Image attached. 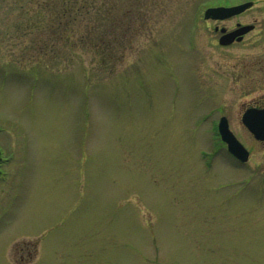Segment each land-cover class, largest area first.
<instances>
[{"label": "rangeland", "instance_id": "1", "mask_svg": "<svg viewBox=\"0 0 264 264\" xmlns=\"http://www.w3.org/2000/svg\"><path fill=\"white\" fill-rule=\"evenodd\" d=\"M71 1L0 0V264H264V0Z\"/></svg>", "mask_w": 264, "mask_h": 264}, {"label": "water", "instance_id": "2", "mask_svg": "<svg viewBox=\"0 0 264 264\" xmlns=\"http://www.w3.org/2000/svg\"><path fill=\"white\" fill-rule=\"evenodd\" d=\"M251 6V3H245L240 6H234L229 8H209L205 11V18L220 19L230 17L232 15L242 12L244 9ZM251 27H243L229 35H226L221 39V44H228L236 35L248 31ZM227 40V41H225ZM239 40V39H238ZM242 122L249 130V132L254 136L256 140L264 141V109L255 110L248 109L242 116ZM218 132L223 142L226 143L228 152L231 153L238 160L245 162L248 158V152L239 143V141L230 132L227 120L222 117L218 123Z\"/></svg>", "mask_w": 264, "mask_h": 264}, {"label": "trees", "instance_id": "3", "mask_svg": "<svg viewBox=\"0 0 264 264\" xmlns=\"http://www.w3.org/2000/svg\"><path fill=\"white\" fill-rule=\"evenodd\" d=\"M77 0H72L71 1V6H70V8H71V10H75V9H77ZM81 6V5H80ZM79 6V9L81 10L84 6L82 5V7H80ZM79 10V11H80ZM56 15H58V14H56ZM106 33V32H105ZM104 33V34H105ZM85 39H88V40H90V41H92V43H93V45H94V47L97 49L98 47H99V45L100 44H103L102 42H103V37H102V33H100V32H98L97 31V33L96 32H94V34H93V36H92V39H90L89 38V36L88 37H85L83 40H85ZM105 41V40H104ZM101 51L103 52L104 50H102L101 49Z\"/></svg>", "mask_w": 264, "mask_h": 264}, {"label": "flooded vegetation", "instance_id": "4", "mask_svg": "<svg viewBox=\"0 0 264 264\" xmlns=\"http://www.w3.org/2000/svg\"><path fill=\"white\" fill-rule=\"evenodd\" d=\"M234 17H237V16H234ZM231 18H233V17H231ZM229 19H230V18H229ZM227 20H228V19H227ZM237 25L239 26V23H237V24H236V28H235V29H237ZM216 28H217V27H216ZM222 28H223V27L219 28V30H220V29H222ZM224 29H225V28H224ZM235 29L228 30V31L226 30V32H225V33H227V32H231V31H234ZM219 30H218V31H219ZM221 35H222V34L220 33V35H219V36H221ZM234 43H236V42H233L232 44H234ZM232 44H231V45H232Z\"/></svg>", "mask_w": 264, "mask_h": 264}]
</instances>
